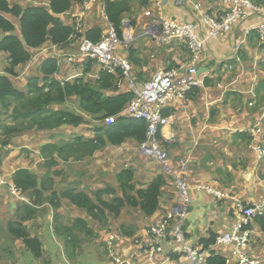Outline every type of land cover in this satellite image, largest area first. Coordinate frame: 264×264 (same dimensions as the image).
<instances>
[{"label": "crops", "instance_id": "crops-1", "mask_svg": "<svg viewBox=\"0 0 264 264\" xmlns=\"http://www.w3.org/2000/svg\"><path fill=\"white\" fill-rule=\"evenodd\" d=\"M9 1L23 6L30 4L27 0ZM195 4L201 5L200 11L195 9ZM82 11L83 5H75L63 16L65 23L77 26ZM227 11L229 8L223 4V0H150L148 7L135 4L131 19L136 21L134 32L137 35H141L147 26L166 19L192 24L198 34L205 38L203 17L218 19L220 14ZM97 17L103 20V25L96 22ZM106 23L103 1L97 0L84 16L85 30L94 26L107 29ZM261 23H264V15L250 13L230 33L208 40L199 68L206 67V74H212L211 84L198 85L183 100L174 102L164 111L173 118L172 126L165 129L168 136L173 134V138L164 144V148L174 175L164 172L157 162L158 165L144 162L138 144L131 140L119 146L107 144L92 155H78L77 159L72 154L60 156L56 150L46 149L47 146L63 148L77 138L94 139V130L100 128V123L88 116H85L87 123L79 126L64 125L50 132L33 129L8 138L10 145L6 146L1 159L0 232L4 237L0 235V243L16 248L11 250L16 260L9 264H29L32 261L29 256L31 252L23 242L9 236L6 230L7 223L15 220L18 208L23 203L30 204L27 195L26 202L25 197L22 199L13 195L8 187L13 175L20 169H28L37 175L39 183L51 178L52 189L45 184V197L53 191L60 195L69 188L89 195L110 186L117 189L118 174L126 169L134 171L133 184L136 189L146 188L157 177H162L164 182L159 209L154 215L147 217L139 208L125 206L117 217L109 216V221H113L112 218L119 221V228L109 227V232L106 229L100 239L83 241L68 252L63 240L55 234V216L58 215L57 223L64 226L71 225L78 218L88 221L93 229L97 223L85 211L65 199L60 201L57 209L49 202L36 207V215L25 225L31 235L39 237L43 244L44 254L37 264H118L116 259L150 264L151 245L156 243V239L149 232L162 224L180 200L175 176L187 183L190 189L191 207L184 222L187 242L193 243L190 245L188 242L190 246H198L201 238L211 234L219 236L229 232L239 220L240 204L263 203L264 159L258 160L257 148L264 149V43L260 42L255 30ZM1 37L3 33H0ZM139 40L134 46L142 63L134 68V78L138 77V73L142 74L139 83L149 80L162 65L182 68L191 64L187 50L182 54L175 51L182 48L178 43L170 45L151 42L147 38ZM46 46L36 50L33 60L27 65L28 69L32 66L30 76L27 75L29 70L24 72L20 67L18 76L12 78L20 91L27 93L29 79L41 77V66L50 57L59 61L60 69L55 77L59 81L71 80L84 72L85 67L77 73L72 68L76 64L85 65V60L71 64L65 59L77 51V43L71 42L65 47ZM122 53L128 55L127 52ZM100 70V66L94 63L87 79H96ZM5 72L0 67V75ZM204 75L197 79L202 80ZM223 84L227 86L223 87ZM228 89L231 92H227ZM54 108L83 114L75 97ZM8 122L11 125L10 120ZM199 185L207 186L218 194L199 190ZM119 196L122 197V193ZM109 198L107 196V200ZM176 224L177 219L172 220L171 225ZM253 235L250 248L249 245L245 248L246 255L264 264V231H255ZM176 244L173 240L160 242L159 248L163 253L156 260L163 264L177 263L165 261ZM211 252L226 257L228 264L239 262L233 255L232 246L214 247ZM21 254L25 255L26 263ZM172 256L171 253V259H178L176 255Z\"/></svg>", "mask_w": 264, "mask_h": 264}, {"label": "trees", "instance_id": "trees-1", "mask_svg": "<svg viewBox=\"0 0 264 264\" xmlns=\"http://www.w3.org/2000/svg\"><path fill=\"white\" fill-rule=\"evenodd\" d=\"M29 1L31 4L22 6L9 0H0V33H3L0 39V53L6 54L10 61L9 69L5 74L0 75V116L7 121L10 120L11 125L14 124L12 126L10 123L9 126L4 124L0 128L3 135H1L2 143L0 142V149L3 148L0 151L3 153L0 156V166L2 167L1 159L5 154V148L10 145L8 138L33 129L50 132L64 125L86 124L85 116L100 123V128L94 130V139L77 138L72 143L65 144L63 148L47 146L46 149L56 150L60 156L72 154L77 159L78 155L82 157L87 154L92 155L107 144L119 146L131 140L139 145L145 141L148 129L146 121L124 115L135 94L120 69L110 72L102 68L98 78L87 79L95 63L89 61L81 76L62 82L55 78L59 72L58 60L47 58L40 69L41 77L29 79L26 86L27 93L15 86L12 78L18 76L20 67L31 61L35 50L47 44L60 47L69 44L76 31L73 26L65 23L63 16L75 5L83 4L86 0ZM252 1L264 6V0ZM37 2H47L48 5H37ZM149 2L150 0H103L105 15L108 22L116 29L120 40H123L124 21L127 17L130 19L131 27L135 28L137 25L136 21L131 19L135 4L147 7ZM104 33L101 27L94 26L84 32V36L91 41L99 42ZM178 45L187 50L190 56L184 44L178 43ZM126 51L129 61L134 66L138 67L142 64L134 46H128ZM141 75L138 73L135 80H141ZM211 82L210 78H207L205 85H210ZM71 97L78 99L80 111L84 115L54 108L65 104ZM168 114V112L164 113L165 116ZM108 117H116V122L106 126L103 122ZM134 177V171L126 169L118 174L117 189L110 186L89 195L69 188L60 195L53 191L45 197L47 190L45 184L48 185V189H52L51 178L48 177V180L39 183L37 175L28 169H20L13 175L12 182L22 195H27L30 204L23 203L18 208L15 220L7 223V234L22 241L35 258L41 259L44 254L42 241L39 237L31 235L25 222L34 218L36 207L44 202H49L54 209H57L62 199L68 200L76 208L85 211L88 217L99 223L102 228L109 221V216L117 217L125 206L139 208L142 214L151 217L159 209L161 189L164 185L162 177L153 179L144 189H136L133 184ZM119 193H122V197ZM107 196H110L108 200ZM55 218V234L63 240L66 250L76 247L77 244L80 245L86 235L93 233L88 221L83 219H75L71 225L64 226L57 223L58 215ZM254 223L264 231V217H257ZM254 223L249 226L251 230ZM216 237L211 234L207 238H201L199 245L207 250L215 244ZM206 264H228V261L226 257L211 252Z\"/></svg>", "mask_w": 264, "mask_h": 264}, {"label": "built area", "instance_id": "built-area-1", "mask_svg": "<svg viewBox=\"0 0 264 264\" xmlns=\"http://www.w3.org/2000/svg\"><path fill=\"white\" fill-rule=\"evenodd\" d=\"M96 0H87L83 11L79 16L76 26V33L72 36L79 44L78 52L67 56L69 63H76L78 60L96 61L101 67L114 72L116 68L121 69L123 75L128 81L129 87L135 94L126 111V117L144 120L147 123V135L145 141L138 145L141 154L147 158L159 163L164 172L174 175L170 166L169 156L164 148V143L172 140L173 134L169 136L165 129L172 126L173 118L163 115V112L169 109L174 102L183 100L188 92L200 84L204 85L206 78L210 74L204 75L202 80L197 79L198 67L205 56L208 40L224 36L231 32L232 28L246 18L250 13L264 15V6L255 4L252 0H223V4L229 8V11L220 14L218 19L203 17L206 26V37L198 34L196 28L189 23H175L170 20L162 19L160 23L149 25L144 35L150 36L160 44H170L173 42L184 43L189 47L191 64L182 68L169 69L167 66L160 67L155 76L142 86L138 85L132 76V66L123 57L117 54L118 39L117 32L113 26H110L106 35L95 43L84 36V16L92 8ZM160 2V0H158ZM197 11L201 10L200 4H195ZM255 30L261 43H264V23L259 24ZM129 32H124L125 40L128 39ZM116 117H108L103 122L106 126L113 125ZM259 153L258 160L264 159V149L257 148ZM1 171V166H0ZM175 182L179 190V202L169 213L161 225L155 226L149 232L156 243L151 245L150 264H163L156 257L163 253L159 243L173 240L177 244L172 249V255L178 257L177 260L171 259V253L166 262L178 261L175 264H206L207 258L214 247L232 246L233 255L239 260L238 264H263L261 260L250 258L246 255L245 248L249 245L253 231L249 226L254 223L257 217H264V202L261 204H240L238 210V222L233 228L216 237L215 244L207 250L203 246H190L187 242L183 230V224L186 220L191 198L189 195V186L187 183L175 176ZM199 190H207L211 193H217L213 189L199 185ZM11 192L17 197L19 195L16 186H11ZM218 194V193H217ZM23 199V198H22ZM177 219V224L172 226V220ZM137 244H139L137 242ZM140 246V245H139ZM141 247V246H140ZM118 264H135L132 260L116 259Z\"/></svg>", "mask_w": 264, "mask_h": 264}, {"label": "rangeland", "instance_id": "rangeland-1", "mask_svg": "<svg viewBox=\"0 0 264 264\" xmlns=\"http://www.w3.org/2000/svg\"><path fill=\"white\" fill-rule=\"evenodd\" d=\"M11 3H14L13 1H10ZM128 21H130V19L127 17L126 18V24H127V22ZM96 22H99V24H101V25H103V20L99 17H97V19H96ZM126 31L127 32H130V30L129 29H126ZM143 32H144V30H143ZM142 32V33H143ZM131 33V32H130ZM135 33V35L134 36H131V35H129V34H127L128 36H131V37H128V40H129V46H135L136 44H138L139 42H140V40L138 39V40H134V37H136L137 36V34H136V32H134ZM17 34L19 35V31H17ZM1 39V38H0ZM149 41H153V42H155L154 40H149ZM138 42V43H137ZM47 47V46H46ZM50 47V46H49ZM122 49H124V52H126V49L127 48H124V47H122ZM181 50H178L177 48L175 49V51H177V52H179L180 54H182V53H185V50L183 49V48H180ZM33 59H31V61H32ZM31 61L30 62H28L26 65H24L23 67H21V69L24 71V72H26V70H29L28 71V76H30L32 73H30V69L32 68V66L28 69L27 68V65H29L30 63H31ZM0 67L2 68V69H4V71H7L8 69H9V67H10V61H9V58H8V56L6 55V54H3V53H0ZM84 67H86V63H85V65H83V66H81V64H76V66L75 67H73L72 69L73 70H75L76 71V73L77 72H81V71H83V68ZM27 68V69H26ZM96 76V75H95ZM94 76V77H95ZM223 87H226L227 85L226 84H223L222 85ZM227 92H231L229 89L227 90ZM93 120V119H92ZM94 121V120H93ZM8 121L6 120V119H4V117L3 116H0V128H2V126L4 125V124H7L8 125ZM12 125H14V124H12ZM11 125V126H12ZM258 126H260V124H257ZM9 126V125H8ZM258 128H261V126L260 127H258ZM1 135H2V132L0 131V142L2 143V138H1ZM3 136V135H2ZM1 150H3V148H1L0 149V151ZM138 150H139V148H138ZM139 153H140V151H139ZM3 153H0V156L2 155ZM140 155L141 156H143L142 157V160L145 162L146 161V163H150V164H152V163H155V160H153V159H150V158H147L146 156H144L143 154H141L140 153ZM146 157V158H145ZM155 164H157V163H155ZM158 165V164H157ZM192 200V199H191ZM191 207V206H190ZM190 209V208H189ZM190 211V210H189ZM188 216H189V213H188V215H187V218H186V221H187V219H188ZM111 217V216H110ZM110 217H109V219H110ZM112 220L113 221H108L107 222V224L105 225V227L104 228H102L101 226H100V224L99 223H97V227L95 228V229H93V233L92 234H88V235H86V237H85V239L83 240V241H89V242H91V241H94L96 238L98 239V237H99V239H100V235L106 230V229H108L109 227H112V228H114V229H116V228H119V221L118 220H115L114 218H112ZM64 221V220H63ZM186 221H185V223H186ZM184 233H186V229H185V224H184ZM110 229V228H109ZM109 229H108V232H109ZM253 232H255V231H261V229L254 223V228H253V230H252ZM0 235H2V237H4V235H3V233L2 232H0ZM253 237H254V235L252 236V239H253ZM252 239H251V242H252ZM188 242L190 243V245H193V243H191L189 240H188ZM251 244V243H250ZM72 247H70L69 249H71ZM249 248H250V245H249ZM69 249L68 250H66L67 252L69 251ZM11 250H16V248L15 247H8V246H4V244H2V243H0V264H9L10 262H14L16 259H15V257L16 256H14L13 254H12V252H11ZM66 252V253H67ZM29 253V252H28ZM29 256H30V258H31V262L29 263V264H37V258H35L34 256H33V254H31V253H29ZM66 256L68 257V255L66 254ZM21 257L22 258H24V262L26 263L27 262V260H26V258H25V255L24 254H21ZM27 257V256H26ZM56 257V256H55Z\"/></svg>", "mask_w": 264, "mask_h": 264}, {"label": "clouds", "instance_id": "clouds-1", "mask_svg": "<svg viewBox=\"0 0 264 264\" xmlns=\"http://www.w3.org/2000/svg\"><path fill=\"white\" fill-rule=\"evenodd\" d=\"M27 1H29V0H27ZM87 1V0H86ZM85 1V2H86ZM97 1V0H96ZM95 1V2H96ZM103 1V0H102ZM85 2H83V4H81V5H83V7H84V4H85ZM160 2H163V0H160ZM29 3L31 4V2L29 1ZM37 5H44V6H47L48 5V3L47 2H40V3H36ZM103 5H104V3H103ZM23 6V5H22ZM148 7V6H147ZM105 9V8H104ZM90 11V10H89ZM89 11H87V12H89ZM105 11V10H104ZM86 12V13H87ZM65 15V14H64ZM105 17H106V25H107V29H104V28H102L103 29V31L105 32L104 34H103V36L104 35H106V33H107V31H108V29H109V27L110 26H112L109 22H108V19H107V16L105 15ZM83 23H84V20H83ZM74 29H75V31H76V24H74ZM124 32L126 31V29H129L130 30V32H129V35H131V36H134L135 35V33H134V29L137 27H135V28H133V27H131V25H130V21H128L127 22V24H126V20L124 21ZM148 27V26H147ZM146 27V28H147ZM84 28H85V26H84ZM114 28V27H113ZM146 28H145V30H146ZM18 29V28H17ZM116 30V29H115ZM145 30H144V32H145ZM87 30H85V32H86ZM117 32V31H116ZM144 32L140 35V34H138L136 37H134V40H138V39H140V38H147V39H149V40H154L155 42H157V40H155V39H153L152 37H150V36H146V35H144ZM124 34V33H123ZM117 35H118V33H117ZM131 36H129V37H131ZM132 38V37H131ZM118 39H119V37H118ZM71 41L69 42V43H71V42H73V43H77L78 44V42L76 41V40H73L72 38L70 39ZM120 40V39H119ZM92 42H94V41H92ZM95 43H97V42H95ZM157 43H159V42H157ZM174 43H180V42H173V43H170V45L171 44H174ZM181 44H184V43H181ZM48 45V44H47ZM51 45V44H50ZM68 45V44H67ZM187 48H188V50H189V47L186 45V44H184ZM51 46H53V45H51ZM78 46H79V44H78ZM129 46V40L127 39V40H125V38H124V35H123V40H120V43L118 44V49H117V54L120 56V57H123V58H125L130 64H131V66H132V76H133V78L136 76V74H135V71H134V68L136 69L137 67L136 66H134L130 61H129V59H128V55H125L124 53H122V52H124V49H122V47H124V48H127ZM53 47H60V46H53ZM65 47V46H64ZM42 48V47H41ZM40 49V48H39ZM39 49H37V50H39ZM78 49L79 48H77V51L75 52V53H77L78 52ZM36 51V50H35ZM122 51V52H121ZM127 52V51H126ZM75 53H71V54H75ZM189 53H190V50H189ZM70 55V54H69ZM68 56V55H67ZM67 56L65 57V59H66V62L67 63H69L68 62V59H67ZM190 56H191V54H190ZM190 56H189V59H190ZM34 57V56H33ZM50 58H52V57H50ZM58 60V59H57ZM191 60V59H190ZM79 61V60H78ZM89 61H92V60H85L83 63H88ZM93 62H95L96 64H98L96 61H93ZM58 64H59V61H58ZM71 64H73V63H71ZM99 65V64H98ZM100 66V65H99ZM163 66H167L169 69H172V68H175V67H170V65L169 64H165V65H162V66H160V67H163ZM159 67V68H160ZM100 68L102 69L103 67H101L100 66ZM159 68H158V70H159ZM59 69H60V66H59ZM103 69H105V68H103ZM117 69H119V68H116L115 69V71L114 72H116V70ZM121 70V69H120ZM157 70V71H158ZM198 70H199V67H198ZM157 73V72H156ZM205 73H207V71L205 72ZM205 73H202V74H200L199 76H202L203 74H205ZM83 74V73H82ZM82 74H79L78 76H76V77H73V79L74 78H77V77H79V76H81ZM211 76H209L208 78H211L212 77V74H210ZM155 76V75H154ZM154 76H152L149 80H147L146 82H149ZM96 78H98V76L96 77ZM124 79L127 81V79L125 78V76H124ZM207 79V78H206ZM205 79V80H206ZM72 80V79H71ZM134 80H135V78H134ZM128 82V81H127ZM135 82L138 84V85H140V86H142L143 84H145L146 82H142V83H139L138 81H136L135 80ZM204 84H205V81H204ZM126 86H127V84H125ZM129 85V84H128ZM121 86V85H120ZM124 86V85H123ZM122 86V87H123ZM128 87V86H127ZM195 88V87H194ZM135 98V97H134ZM125 115V114H124ZM163 115H164V112H163ZM165 116V115H164ZM167 117H170V116H167ZM165 144V143H164ZM2 172V167H1V171H0V173ZM3 183H6V182H3ZM12 185H14L13 184V182L12 183H9L8 184V187H9V190L11 191V186ZM15 186V185H14ZM17 188V187H16ZM18 189V188H17ZM18 192H19V195L21 196V198H23V197H25L24 195H22L21 193H20V191H19V189H18ZM20 198V197H19ZM26 198V197H25ZM26 202H27V198H26ZM198 245H199V243H198Z\"/></svg>", "mask_w": 264, "mask_h": 264}, {"label": "water", "instance_id": "water-1", "mask_svg": "<svg viewBox=\"0 0 264 264\" xmlns=\"http://www.w3.org/2000/svg\"><path fill=\"white\" fill-rule=\"evenodd\" d=\"M207 71V68L206 67H201L199 68L198 70V75L202 74V73H205Z\"/></svg>", "mask_w": 264, "mask_h": 264}]
</instances>
